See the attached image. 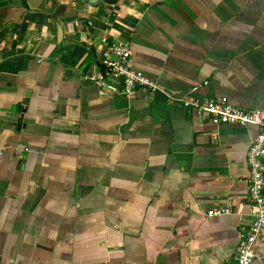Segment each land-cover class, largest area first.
Masks as SVG:
<instances>
[{
	"label": "crops",
	"instance_id": "obj_1",
	"mask_svg": "<svg viewBox=\"0 0 264 264\" xmlns=\"http://www.w3.org/2000/svg\"><path fill=\"white\" fill-rule=\"evenodd\" d=\"M31 2L0 0V264H231L258 129L184 101L264 108V0ZM118 41L170 96L108 91Z\"/></svg>",
	"mask_w": 264,
	"mask_h": 264
},
{
	"label": "built area",
	"instance_id": "obj_2",
	"mask_svg": "<svg viewBox=\"0 0 264 264\" xmlns=\"http://www.w3.org/2000/svg\"><path fill=\"white\" fill-rule=\"evenodd\" d=\"M132 47L127 41L111 42L102 50L100 62L105 71L103 83H108V91L131 97L138 88L149 94L159 93L170 96V92L160 87L142 71L133 67ZM106 93V90H102ZM184 105L192 107L214 124L254 125L258 131L251 140L246 162L248 166L247 198L251 204L249 224L240 228L231 264H251L255 257V244L264 229V108L245 109L221 98L185 100ZM229 209L208 211V215L228 213Z\"/></svg>",
	"mask_w": 264,
	"mask_h": 264
},
{
	"label": "water",
	"instance_id": "obj_3",
	"mask_svg": "<svg viewBox=\"0 0 264 264\" xmlns=\"http://www.w3.org/2000/svg\"><path fill=\"white\" fill-rule=\"evenodd\" d=\"M18 1L21 4V0H18ZM31 1L32 0H27L29 7L30 8H36L37 4H33ZM58 41L59 42H63L64 45H75V44H79L80 45L81 44L80 42H77V41H73V40H68V39L62 38V35H61L60 32L58 33Z\"/></svg>",
	"mask_w": 264,
	"mask_h": 264
},
{
	"label": "trees",
	"instance_id": "obj_4",
	"mask_svg": "<svg viewBox=\"0 0 264 264\" xmlns=\"http://www.w3.org/2000/svg\"><path fill=\"white\" fill-rule=\"evenodd\" d=\"M78 56H80V55H78ZM66 58H67V59H66L67 61L70 60L71 63H74V60H72V58H70V59H69L68 57H66ZM6 66H7V65H5V67H6ZM0 68H2V67H0ZM102 68H103V67H102ZM103 73H105L104 69H103Z\"/></svg>",
	"mask_w": 264,
	"mask_h": 264
}]
</instances>
